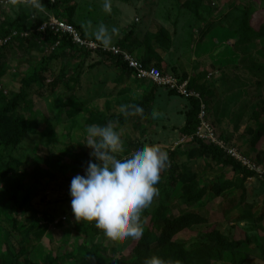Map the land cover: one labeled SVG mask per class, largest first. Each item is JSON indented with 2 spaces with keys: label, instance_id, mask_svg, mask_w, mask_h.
I'll return each mask as SVG.
<instances>
[{
  "label": "rangeland",
  "instance_id": "obj_1",
  "mask_svg": "<svg viewBox=\"0 0 264 264\" xmlns=\"http://www.w3.org/2000/svg\"><path fill=\"white\" fill-rule=\"evenodd\" d=\"M262 1L111 0L107 14L104 0H42L43 10L30 7V0H0V114L22 94L16 111L0 119V257L13 264L131 263V250L141 237L108 239L93 223L77 222L71 211V180L83 175L93 159L82 144L85 128L112 121L122 140L118 157L144 143L157 144L168 155L156 185L159 195L141 214L143 233L156 212L161 216L167 210L170 221L186 212L202 213L208 222L190 224L173 237L177 249L201 248L215 230L240 243L222 255V264H264ZM49 19L70 20L89 39V21L115 26L116 47L131 31L124 51L137 61L159 63L167 77L181 78L180 73L193 79L191 89L204 91L205 119L217 139L257 171L243 179L204 156L197 142L182 133L188 98L141 83L102 55L27 37V30L37 32ZM243 20L247 33L240 28ZM13 22L17 25L2 26ZM241 37L246 43H237ZM24 38L31 41L23 43ZM151 89L157 92L153 102L145 97ZM124 104L142 107L143 115L125 117L120 112ZM16 119L25 133L9 144ZM225 183V191H209L212 184ZM188 185L194 191L207 188L205 197L186 204ZM96 247L94 261L83 258L84 251Z\"/></svg>",
  "mask_w": 264,
  "mask_h": 264
},
{
  "label": "clouds",
  "instance_id": "obj_2",
  "mask_svg": "<svg viewBox=\"0 0 264 264\" xmlns=\"http://www.w3.org/2000/svg\"><path fill=\"white\" fill-rule=\"evenodd\" d=\"M30 7L43 10L42 0H30ZM103 11L111 14V0H104ZM94 42L107 49L112 46L113 37L119 34L115 26L103 23L93 26L89 21L86 30ZM125 117L143 115L138 105H121ZM115 122L104 125L91 124L85 128V142L91 149L90 159L84 174H77L71 180L69 195L71 211L77 222L93 223L105 237L124 241L138 239L143 235L141 214L159 195L156 185L161 170L168 162L167 152L157 144L138 145L127 155L117 156L122 151L120 133ZM144 264H169L157 255L145 258Z\"/></svg>",
  "mask_w": 264,
  "mask_h": 264
},
{
  "label": "trees",
  "instance_id": "obj_3",
  "mask_svg": "<svg viewBox=\"0 0 264 264\" xmlns=\"http://www.w3.org/2000/svg\"><path fill=\"white\" fill-rule=\"evenodd\" d=\"M260 8L264 10V0L260 4ZM264 19V18H263ZM241 23L240 28H243L245 32L247 33V26L245 25V20ZM263 23L259 26V31H264V20ZM68 24H71L74 26L70 20L66 22ZM17 25V22L10 23H3L2 26L11 28L12 25ZM82 37L84 35L79 30L78 26H74ZM29 34L27 37H34L36 39H42L45 43L49 45H54L56 42H64L68 44L71 47H75L67 38H62L61 40L58 39L57 36L53 35L51 32L48 31H37L32 33V30H27ZM205 32V31H204ZM7 32H4V34ZM203 35V31H202ZM132 36V32H128L124 37V42H121L119 44L120 48L125 49V43L129 39V37ZM157 39L165 40L166 44H169L170 40L167 38L165 39L162 37L161 34L157 35ZM31 40L29 38L22 39L23 43H29ZM247 38L243 40V37H241V40L237 41V43L245 42L246 43ZM249 41V40H248ZM77 48V47H76ZM80 50V49H78ZM82 51V50H80ZM87 54V52L82 51ZM106 58L119 71L125 72H131V70L128 68V66L122 61V59L118 56H114L112 54H105ZM141 62L142 65L148 67L150 60L143 59ZM160 69L161 73L163 71L160 68V64L156 63L155 67ZM181 79H185L182 78ZM194 80L192 79L191 82L189 81V88L191 89V85L194 84ZM169 95L176 96L173 92H168ZM154 90H151L150 94L147 96V100L151 101L153 99ZM204 91H200V96L203 97ZM22 99V94L18 93L10 102L9 104L5 105L3 109L1 110L0 119L4 118L9 113H14L16 109L18 108L19 102ZM189 109L186 111L185 114V123L182 128V133L186 136H192L196 130V127L198 125V112H199V106L200 103L196 99H189ZM16 127L13 131L12 138L7 143H18L20 138L24 135L25 130L21 126L19 120H15ZM197 144L200 147V151L204 156H209L210 159L217 161L218 163L222 164L223 166H228L231 168L232 172L242 174L243 179H246L248 177H252L253 173L248 171L246 168L242 167L240 163H238L236 160L230 158L229 156H226L225 153L219 149L218 147L212 145V144H205L199 140H195ZM264 182V181H263ZM229 187V184H220V185H211L209 191H214L216 194H219L223 191H225ZM188 192L185 195V201L186 204H194L199 202L205 197V192H207V188H200L197 191H194L190 185L186 187V191ZM161 216L156 212L154 213L148 222V227L143 233L141 239L137 241L134 245V247L131 250V255L133 256V260L130 261V264H144V260L147 257H150L152 255H157L164 259L166 262H169V264H222L223 258L222 255L224 253H231L235 251L240 243L239 242H230L226 238H224L218 231L212 230L207 237V240L202 244L201 248H196L194 245H190L184 250L177 249L176 243H172L173 237L176 235L178 231L183 229L184 227L190 225V224H203L208 222L207 218L202 213H195V212H186L184 213L180 218H176L173 221L169 220V217L167 216V210H164L161 212ZM184 220L183 224L179 222L180 220ZM16 222H13V226L18 236H21L19 231L16 229ZM18 242V241H17ZM97 247L89 249L87 251H84L82 253L83 258L90 259L91 261H94L97 256ZM5 256L7 258H11V255L9 253H6ZM6 258L3 259L0 257V264H13L11 260L10 262H6Z\"/></svg>",
  "mask_w": 264,
  "mask_h": 264
},
{
  "label": "built area",
  "instance_id": "obj_4",
  "mask_svg": "<svg viewBox=\"0 0 264 264\" xmlns=\"http://www.w3.org/2000/svg\"><path fill=\"white\" fill-rule=\"evenodd\" d=\"M40 31H49L53 35L57 36L60 40L62 38H67L71 42V44L84 52L104 53L118 56L128 66L136 79L141 81H148L154 86L165 88L168 90V92H173L178 96L198 100L200 103L197 116L198 125L191 138L194 140H199L205 144H212L221 149L226 156H229L230 158L236 160L242 167L246 168L248 171L252 173H255L254 171H257L256 167L253 164L241 161V159L238 158L235 150L225 148L224 144L217 139L213 128L205 119L204 105L201 100V96L200 94L189 88L188 79H181L179 77L170 76L167 77L163 75L157 67H146L142 65L141 62L135 60L130 54L121 50L119 47L112 46L105 49L99 46L93 40L82 37L74 26L64 21L49 19L43 24V26L40 28Z\"/></svg>",
  "mask_w": 264,
  "mask_h": 264
},
{
  "label": "crops",
  "instance_id": "obj_5",
  "mask_svg": "<svg viewBox=\"0 0 264 264\" xmlns=\"http://www.w3.org/2000/svg\"><path fill=\"white\" fill-rule=\"evenodd\" d=\"M78 32H79V31H78ZM84 38L89 39V38H87V37H85V36H84ZM90 39H91V38H90ZM91 40H92V39H91ZM93 41H94V40H93ZM121 42H122V41H119V42H118V47H119V44H120ZM111 47H112V46H111ZM115 47H116V46H115ZM119 48H120V47H119ZM120 49L124 51L126 48H125V49L120 48ZM90 54H98V55H102V56L106 57V55H105L104 53H90ZM153 64L155 65L156 62L153 63ZM149 66H153V65L149 64ZM153 67H155V66H153ZM115 69H116V68H115ZM158 69H159V68H158ZM116 70H117V69H116ZM177 74H178L179 76L185 78L182 74H180V73H176V75H177ZM188 80H189V79H188ZM138 81H139V80H138ZM189 81H190V80H189ZM140 82H141V83H146V84L148 83V84H150L148 81H141V80H140ZM151 90H153V89H151ZM151 90H150V92H151ZM150 92H149L148 94H150ZM148 94H146V96H145L146 98H147ZM156 94H157V92L154 90L153 99L151 100V102H153L154 97L156 96ZM168 94H169V93H168ZM171 96H174V95H171ZM175 98H176V97H175ZM184 123H185V122H184ZM183 126H184V125H183ZM182 128H183V127H182Z\"/></svg>",
  "mask_w": 264,
  "mask_h": 264
}]
</instances>
